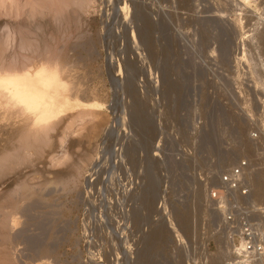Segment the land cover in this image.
<instances>
[{
    "label": "rangeland",
    "instance_id": "rangeland-1",
    "mask_svg": "<svg viewBox=\"0 0 264 264\" xmlns=\"http://www.w3.org/2000/svg\"><path fill=\"white\" fill-rule=\"evenodd\" d=\"M44 51L70 58L67 104L0 170V217L15 216L0 264L217 253L206 179L253 156L248 133L264 127V0H0L1 56ZM15 121L0 118V148L18 143Z\"/></svg>",
    "mask_w": 264,
    "mask_h": 264
},
{
    "label": "built area",
    "instance_id": "built-area-1",
    "mask_svg": "<svg viewBox=\"0 0 264 264\" xmlns=\"http://www.w3.org/2000/svg\"><path fill=\"white\" fill-rule=\"evenodd\" d=\"M263 128L248 133L255 147L253 156L240 157L207 176L206 220L215 227L218 252L211 254L205 249L199 264H264V197L256 199L253 189L257 175L264 182ZM168 157L177 162L182 159L177 154ZM157 206L169 219L164 200ZM175 238L177 246L187 249L185 242Z\"/></svg>",
    "mask_w": 264,
    "mask_h": 264
},
{
    "label": "bare ground",
    "instance_id": "bare-ground-1",
    "mask_svg": "<svg viewBox=\"0 0 264 264\" xmlns=\"http://www.w3.org/2000/svg\"><path fill=\"white\" fill-rule=\"evenodd\" d=\"M215 18L217 19V16H215ZM42 49L44 50V48ZM46 49H47V46H46ZM47 52L38 53L36 55L35 54L33 55L32 52L30 53L28 52V54L17 53V56L14 55V57L9 60H6L4 58L5 56L2 57L0 54V118H3L4 120H17L15 122H18L22 125V127L20 128L21 131H18L19 137L17 138L18 140L16 141L18 142L16 143L17 145L14 143H11L12 142L11 141L10 142L11 147H6V146L4 147L2 145L0 148V170L3 169L4 162L6 160H9L8 158L10 157H8V155L11 154V157L13 156L15 159L18 160V158H20L21 155L25 154V152H27L26 149L29 143L27 141L28 138L31 136H34V134L35 135L39 134V131H37L36 127L38 128L39 126V128H41L44 126V124L46 125V123L49 120L59 115L58 113L61 111V108H63L64 105L67 104V100L65 99V96H68V95L63 96L64 94L61 92L62 87H64V84L61 83L62 81L58 73H60L63 70L62 68H64V66L65 67L70 66L68 65L70 64L68 63L69 62L68 60L70 58L66 56L67 59L69 58L68 60L66 59V57L65 58L63 57L64 59H60L59 55L53 54L50 51L48 53ZM18 127H20V125H18ZM35 129L36 131H34ZM9 148L10 150L8 151ZM150 186L151 185L149 182L143 186V189H142L143 192H141L142 198L146 199V196L148 194L150 195V191H151ZM257 189L259 188L257 187L256 190ZM262 193H264V186L259 189L258 195ZM10 201L7 200L8 202L7 204H9ZM15 205H12V206H15ZM5 206L6 204L4 205V207ZM8 210L6 209V211ZM1 211H3L4 213L3 209ZM12 215L9 212L8 214H5V215L3 214L0 217V226H1L0 229L2 228L4 231L0 233L1 234L0 236L2 237V240H6V242H8L7 244L5 243L6 245L4 246V252L2 254L5 256V258L7 257L6 255L10 254V249H13L12 248L13 244H11L12 240L10 242V235H9V233L11 232H7L10 229H12L13 225H15L13 224V220H15L14 219L15 216L12 217ZM13 230H14V227H13ZM10 244L12 246H10ZM7 259L10 261V259H13V258H10V259L7 258Z\"/></svg>",
    "mask_w": 264,
    "mask_h": 264
}]
</instances>
